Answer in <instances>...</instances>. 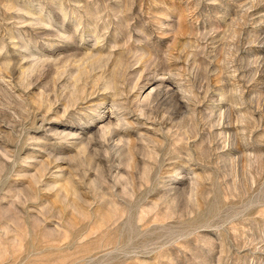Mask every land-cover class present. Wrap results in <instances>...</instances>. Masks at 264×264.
I'll return each instance as SVG.
<instances>
[{
  "label": "rangeland",
  "instance_id": "rangeland-1",
  "mask_svg": "<svg viewBox=\"0 0 264 264\" xmlns=\"http://www.w3.org/2000/svg\"><path fill=\"white\" fill-rule=\"evenodd\" d=\"M0 264H264V0H0Z\"/></svg>",
  "mask_w": 264,
  "mask_h": 264
}]
</instances>
